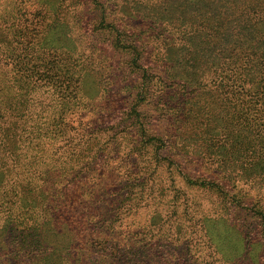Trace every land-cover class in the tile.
<instances>
[{"label": "trees", "instance_id": "16d2710c", "mask_svg": "<svg viewBox=\"0 0 264 264\" xmlns=\"http://www.w3.org/2000/svg\"><path fill=\"white\" fill-rule=\"evenodd\" d=\"M126 1L129 12L123 15L118 9L125 30L113 22L108 26L117 34L111 46L125 47L136 55L133 62L153 61L161 70H142L145 78L136 85L140 91L133 95L134 103L126 105L127 118L116 123L102 116L94 119L98 109L84 99L78 74L83 53L71 57L64 53L70 51L68 45L55 47L53 41L41 38L48 32L35 20L26 19L21 25L24 0H10L11 10L0 13V264L48 260L81 264V241L87 233L114 234L123 226L125 214H135L137 204L158 191L157 169L175 164L170 156L160 154L169 147L205 166L196 178L176 169L190 187L217 192L227 203L246 207L254 219L257 242H264V204L248 201L250 194L244 189L249 184L264 186V178L252 171L264 162V0H120L114 5ZM94 3L100 17L95 23L100 24L109 7L102 0ZM154 50L155 57L149 58ZM153 86L158 103L178 106L177 129L186 127L187 133L180 131L174 142L166 134L167 138L153 135V142L141 149L150 151L156 142L161 150L147 156L149 166L143 170L137 167L142 158L135 138L143 140L148 124L138 107L147 103ZM132 139L134 146H127ZM105 156H126L135 165L131 177L114 189L83 185L80 191L79 181L95 171ZM167 187L160 188L162 195ZM158 215L157 222H149L139 232L147 236L148 250L157 246L171 220ZM197 219L203 238L200 253L185 262L225 264L211 251L203 218ZM191 240L194 237L186 238ZM101 242L107 240L92 239L88 245ZM181 246H176L177 258L181 252L185 256L191 252L190 242ZM100 250L113 255L115 248L92 252Z\"/></svg>", "mask_w": 264, "mask_h": 264}, {"label": "rangeland", "instance_id": "374dc122", "mask_svg": "<svg viewBox=\"0 0 264 264\" xmlns=\"http://www.w3.org/2000/svg\"><path fill=\"white\" fill-rule=\"evenodd\" d=\"M119 1L102 0L109 8L106 20L100 24H98L100 17L93 9L95 7L94 0H24L20 6L26 12L19 15L21 25L26 24V19H32L38 22L39 27H43L42 31L46 29L48 34L45 32L41 38L53 41L52 44L55 47L62 43L68 45L70 51L66 52L65 50L64 53L69 56L76 58L77 52L83 53L81 58L78 59L82 62V66H79L80 70L78 71L82 84V94L90 106L98 109L97 113L94 112V119L102 116L109 123L123 120L125 122L128 115L125 111L126 105L132 100L133 95L136 97V94L140 91V87L136 89V85L139 86L138 83L142 78H145L142 70L156 73L161 70L153 61H150L149 65L146 63L147 60L145 61L146 64L144 60L142 64L138 61L139 59H135L136 63L133 62L136 55L130 53L125 47L114 49L111 46L117 34L109 31L110 22L116 23L119 29L124 31L123 27L126 24L122 20V15L118 9L123 15L129 12L127 11L128 1L116 8L114 4ZM138 1L151 3L153 0ZM12 6L10 0H0V13L5 14L7 10H11ZM114 9H116L115 12ZM139 11L141 12V10ZM16 16L18 17V14ZM97 19L99 20L95 23ZM16 21L18 22V20ZM138 23L139 21L134 26ZM141 25L142 28H146V26H143L144 22ZM136 27L132 30V33L139 32ZM168 30L170 31V28ZM129 34L131 33L127 32L128 36ZM19 36L20 34L16 32L15 37ZM152 41V39L148 41L150 47ZM154 53H157L156 50L149 58L155 57ZM157 57L161 58L160 55H157ZM163 58H165V55H163ZM84 59L87 62L83 61ZM135 64L138 67H133ZM151 67H153L152 70ZM184 70L188 72L190 70L189 66H185ZM156 90L157 87L153 86L147 103H141L138 107L140 113L144 115V121L148 124V133L143 140L139 142V139L135 138L137 139V150L142 158H138L141 162L137 163V167H143V170H146L149 166L146 161H148L150 154L155 155L161 150L156 142L150 151L149 149H146L147 151L141 149L146 148L153 142V135L164 134V138H167L166 134L169 136L170 141L174 142L180 131L187 133L186 127L181 130L177 129V126L181 125L177 111L178 106L176 108L170 107L174 105L173 102L163 107L162 102L158 103V92ZM133 103L134 101H131V104ZM88 116H92V114ZM128 142L131 143L127 146H134L135 144L133 139ZM170 145L172 147V144ZM170 149L169 147L166 152L160 154L161 156H170L175 164L169 167L160 166L157 169L160 174L156 185V188H159L158 191L153 195L151 194L152 197L147 202H139L135 214H125L123 226L114 234L87 233L81 241L83 245L81 256L83 262L81 264L92 261L101 264H187L185 259L191 262L192 257H196L200 253L198 248L202 244L203 238L200 239V222H196V220L198 221L197 218L200 217L203 218V226H205L206 234L209 235L208 237L213 245L211 251L216 252V256H222L226 260L225 264H264V242L262 240V243L257 242V238L254 236L257 231H254V219L250 216L246 207L238 208L235 207L234 203H227L226 198L217 192L190 187L187 179H184L176 169L180 168L184 173L187 172L193 176L192 178H196L202 172H205V166L199 165V161L197 162L195 157L191 159L190 156L179 154L174 148ZM133 168H135V165L131 164L126 156L120 158L105 156L95 167V171L86 176V179L83 178L79 181V190L82 191L80 188L83 185L94 189L107 187V190L114 189L116 185L122 186L125 180L131 177L128 174ZM252 171L264 178V162L255 164ZM147 183L150 184L149 179ZM166 185L168 187L165 195H162L160 188H164ZM244 189L251 196H248V201L264 204V186L257 188L255 185L249 184L244 186ZM84 200V198L78 199V201L87 204ZM82 206L80 203L77 213H79ZM157 213H160L163 219H171L169 224L165 225L163 233L162 231L159 232L169 237L166 238L161 235L160 240L156 242L157 246L148 250L144 247V239L147 236L139 232L143 231L142 228L149 222L159 220ZM136 233L137 236H134ZM187 237L189 239L194 237V240L186 241ZM96 238H104L107 242H103V244L101 242L100 245L90 247L88 243ZM195 239H200V241L194 244ZM247 239H250V241L246 242ZM111 241H119V243L114 245ZM188 242L191 246L190 254L185 256V253L181 252L177 258L176 246L181 244L180 248L183 249ZM100 247L107 250L115 248V251L113 255L106 254L102 250L96 253L92 252L93 248L98 249ZM243 254H245V259ZM197 263H200V260ZM43 264L67 263L48 260Z\"/></svg>", "mask_w": 264, "mask_h": 264}]
</instances>
